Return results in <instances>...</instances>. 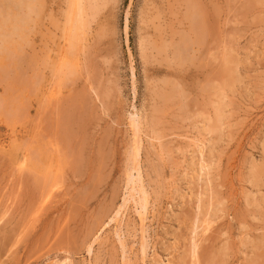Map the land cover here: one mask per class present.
<instances>
[{
  "label": "rangeland",
  "instance_id": "1",
  "mask_svg": "<svg viewBox=\"0 0 264 264\" xmlns=\"http://www.w3.org/2000/svg\"><path fill=\"white\" fill-rule=\"evenodd\" d=\"M70 1L0 43V264H264V0H86L76 39ZM134 115L150 214L109 227Z\"/></svg>",
  "mask_w": 264,
  "mask_h": 264
},
{
  "label": "bare ground",
  "instance_id": "2",
  "mask_svg": "<svg viewBox=\"0 0 264 264\" xmlns=\"http://www.w3.org/2000/svg\"><path fill=\"white\" fill-rule=\"evenodd\" d=\"M2 0H0L1 3ZM5 3L0 5V43L6 44L8 43L10 40L13 39L14 36H19L21 35V33H23L24 30H26L29 26V24L32 22V20L30 19H25L23 17H20L21 15H19L21 13V10L26 9L28 11V13L32 16H35L36 18H38L40 16L41 13V9L43 6V0H3ZM91 1V0H90ZM89 2V1H88ZM86 2V0H72L70 1V6H69V11L67 13V23L69 24L72 32L75 33V39L77 37V33L79 31H83L84 29H86L88 25V22L86 23L84 20V17H88V15L86 16V14L88 13L87 9H86V3L87 6L92 8L93 12H96L98 9L97 7H99V5L96 7V5L93 6L90 5L91 2ZM194 9V8H193ZM99 11V10H98ZM97 11V12H98ZM95 14H98V13ZM28 16V15H27ZM26 16V17H27ZM96 16V15H95ZM128 16V15H127ZM126 20V19H125ZM87 21V20H86ZM67 24V26H68ZM200 26V25H199ZM126 31L128 29V20H126ZM8 28L9 32L6 35V33L4 34V32H2L4 29ZM69 34V33H68ZM200 34V33H199ZM21 37V36H19ZM128 37V36H127ZM22 38V37H21ZM69 39V38H68ZM67 39V40H68ZM73 38V40H75ZM191 45V44H190ZM2 46V45H0ZM189 47V46H188ZM1 48V47H0ZM4 48V47H3ZM182 50V49H181ZM6 52V50H4ZM68 65V64H67ZM133 70V69H132ZM134 72V71H133ZM134 76V74H133ZM135 78V77H134ZM167 84V83H166ZM135 94V93H134ZM225 94V93H224ZM226 97V95H225ZM225 102V101H224ZM224 102L219 103V105L217 106V108H215L216 110V124L217 127L212 131H216L219 127H221L222 125H224L223 122V118H226V116L224 115V111H225V106H224ZM228 106V105H227ZM136 110V109H135ZM225 116V117H224ZM142 117H138L136 115L132 116L130 118V120L128 121L130 124V130H132L131 132L133 133V137H134V142L133 144L135 145V147H133L134 151H133V156H132V160L130 161V169L127 176V193L126 196L123 199V204L120 207V209L118 210V212L116 213V215L113 217V219L110 218V222L108 223L107 226H112V225H117L120 226L121 222L120 220L122 218H124V216L126 215L127 210L129 209L130 206H132L135 215L138 217L139 222L141 224V228H144V224L148 221V215L149 213V194L148 191L146 190L144 183H143V177L141 174V168H140V147L143 139V135H142V139H141V128H142ZM210 125V124H209ZM219 126V127H218ZM212 127V126H211ZM209 127V129L211 128ZM213 132V133H214ZM209 134V133H208ZM211 134V133H210ZM221 140V139H220ZM219 140V141H220ZM215 142V141H214ZM217 142V140H216ZM215 142V143H216ZM209 143V142H208ZM1 144V143H0ZM143 145V144H142ZM200 148V147H199ZM208 148V147H207ZM206 148V149H207ZM203 149V148H202ZM203 152H205L204 150H202ZM201 151V152H202ZM199 152V154L201 153ZM203 154V153H202ZM201 155V154H200ZM202 156V155H201ZM200 156V159H201ZM203 157V156H202ZM203 159L202 158V163H203ZM209 161V160H208ZM200 163V162H199ZM207 164L206 166H209L208 163H204ZM202 164H200L201 166ZM212 164H210L211 166ZM205 168V165H203ZM202 166V170H205ZM209 166V167H210ZM207 168V167H206ZM210 170V168H209ZM200 171V170H199ZM200 171V173H201ZM206 171V170H205ZM208 172V169H207ZM253 174H255L254 172H252ZM252 175V174H251ZM256 175V174H255ZM254 175V176H255ZM202 176V175H201ZM208 176V175H207ZM204 178V177H203ZM50 186V185H49ZM48 186V188H49ZM47 188V190H48ZM52 188V187H51ZM50 189V188H49ZM46 190V189H45ZM207 191V190H205ZM52 191H48L47 195L44 196L41 205H45L48 203V201L50 200V194ZM206 193V192H205ZM43 197V195L41 196ZM201 202V201H200ZM201 204V203H200ZM201 207L198 206V209ZM203 207V206H202ZM131 208V209H132ZM203 209V208H202ZM201 209V210H202ZM200 210V209H199ZM198 210V211H199ZM36 212V211H35ZM200 213V212H199ZM37 214V213H36ZM201 214V213H200ZM36 218V217H35ZM125 219V218H124ZM109 221V220H108ZM207 223V222H206ZM208 224V223H207ZM123 226V225H122ZM210 226V225H209ZM208 226V227H209ZM121 227V226H120ZM197 228V227H196ZM200 228V227H199ZM205 228V227H204ZM111 229V228H110ZM201 229V228H200ZM203 230V229H202ZM208 229L206 228L205 231H207ZM199 231V230H198ZM203 231V232H205ZM200 232V231H199ZM145 233V232H144ZM143 235V231L141 233ZM202 234V233H201ZM101 235V234H100ZM196 235V234H195ZM198 235V234H197ZM97 236V235H96ZM99 237V236H98ZM141 237V236H140ZM20 238V237H19ZM134 241V240H133ZM142 241L141 242V255L143 257V262L144 264L147 263L146 259H147V245L145 243V237L144 235L142 236ZM193 241H195L193 239ZM136 243V242H133ZM259 243V242H258ZM249 244V243H248ZM92 245V243H91ZM133 246L135 244H132ZM121 246L123 249V254H124V260H126V249L127 247L121 243ZM147 246V247H146ZM3 248V247H2ZM135 248V247H134ZM1 251V250H0ZM91 253V251H89ZM1 253V252H0ZM193 256L196 257L197 254V246L194 245L193 248V252H192ZM1 257V256H0ZM67 259V258H65ZM66 261V260H65ZM70 261V260H69ZM122 261V260H121ZM69 262H65L63 261V263L58 262L57 264H68ZM70 264V263H69Z\"/></svg>",
  "mask_w": 264,
  "mask_h": 264
}]
</instances>
